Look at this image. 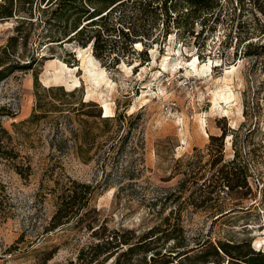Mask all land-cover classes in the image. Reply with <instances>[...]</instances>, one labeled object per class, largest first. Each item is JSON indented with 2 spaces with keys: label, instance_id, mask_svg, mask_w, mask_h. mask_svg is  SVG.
<instances>
[{
  "label": "rangeland",
  "instance_id": "obj_1",
  "mask_svg": "<svg viewBox=\"0 0 264 264\" xmlns=\"http://www.w3.org/2000/svg\"><path fill=\"white\" fill-rule=\"evenodd\" d=\"M222 8L219 17L215 13L206 18L202 32L200 24L193 35L171 30L163 45L142 53V46L135 45L134 52L109 66L102 65L90 47L39 40L40 28L24 24L22 32L31 36L17 51L26 61L34 56L36 63L0 83V125L18 154L16 160L0 158V184L9 201L8 218L0 221V264L75 263L79 250L91 241L88 233L70 224L45 232L57 195L72 180L97 187L91 204L109 229L142 232L157 225L179 204L172 203L174 198L165 201L170 193L179 194L183 176L177 172L193 171L182 200L199 183H210L209 163L220 155L210 137L223 132L222 158L229 161L238 152L248 159L253 196L239 202L224 187L202 208L184 203L183 227L189 237L250 239L251 247L264 250V55L245 54L246 42L235 40L252 37L256 43L259 24L249 12L238 17L236 0H223ZM20 18L0 21V46ZM35 73L40 94L48 87L75 91L73 97L53 96L66 109L81 97L96 104L85 111H100L103 117L106 105V117H115L108 123L81 117L96 139L88 161L73 146L74 140L81 143L75 137L82 128L73 113H63L67 119H62L59 132L52 122L59 113L46 112L50 118L20 125L36 108ZM112 141L118 143L111 149ZM15 164L24 169L29 165L30 175H18Z\"/></svg>",
  "mask_w": 264,
  "mask_h": 264
},
{
  "label": "trees",
  "instance_id": "obj_2",
  "mask_svg": "<svg viewBox=\"0 0 264 264\" xmlns=\"http://www.w3.org/2000/svg\"><path fill=\"white\" fill-rule=\"evenodd\" d=\"M222 1L0 0V21L14 16L21 17L17 19V25L13 34L7 38L6 44L0 46V83L16 72L32 70L36 63L34 56H30L26 61L23 59L24 55L17 51L19 45L27 46L30 39V33L22 32L27 22L33 29L40 28L37 32L39 40L45 39L48 43L59 44L73 43L81 48L90 47L93 56L102 65L109 66L117 65L128 53L134 52L136 44L142 46L141 53L155 44L163 45L171 30L175 31L176 35H193L196 24H200L202 32L206 18L215 13L219 17L224 11ZM236 5L238 17L244 12H249L256 24H259V39L256 43H252V37L240 36L235 39L236 43L246 42L245 54L256 57L264 55V0H236ZM35 13L38 14L37 17ZM33 77L36 108L31 118L20 125L32 123L34 119L50 118V114H43L46 112L59 113V116L52 119L56 131L59 132L64 124L62 119H67L63 113H73L82 126L79 136L75 137L77 140L80 137L81 143L74 140L73 146L81 159L88 161L96 139L93 133L86 129L90 123L81 117H95L103 123L115 121V117H102L100 111L95 115L85 111L87 107L96 104L81 97L75 107L66 109V106L53 96L61 93L62 96L73 97L75 91L65 92L62 87H48L42 88L40 94L37 86L38 75L35 73ZM224 136L223 132L219 137H210L211 143H216L215 151L220 154L219 158H213L209 163L210 183H199L196 190L191 191L189 196L182 200L181 195L191 188L189 179L193 176V171L185 169L177 172L183 176L179 181V194L170 193L165 201L174 198L172 203L179 201V204L170 207L160 223L146 231L138 232L129 228L109 229L105 219L100 218V211L91 204L97 187L72 180L70 185L65 186L57 195L56 210L50 219L49 229L45 232L70 224L73 229L88 233L91 241L79 250L75 263L70 264H264V250L251 247L250 239L212 241L202 235L189 237L182 224L180 205L191 204L195 210L202 208L205 202L214 200V193L224 187L233 193L239 202L253 196L248 183V177L251 176L248 168L250 162L238 152L234 153L231 160H223ZM10 139L9 133L0 125V158L16 160L18 154L11 146ZM117 143L118 141H112L109 147L112 149ZM216 165L219 167L215 169ZM13 166L21 177L30 175L29 165L25 169L21 165ZM202 176L204 173H201L200 177ZM8 206V195L5 187L0 184V221L8 218ZM228 213L230 211L220 212L214 221Z\"/></svg>",
  "mask_w": 264,
  "mask_h": 264
},
{
  "label": "bare ground",
  "instance_id": "obj_3",
  "mask_svg": "<svg viewBox=\"0 0 264 264\" xmlns=\"http://www.w3.org/2000/svg\"><path fill=\"white\" fill-rule=\"evenodd\" d=\"M136 45H139V44H136ZM103 109H104V115H103V117H106V115H107V106L106 105L103 106Z\"/></svg>",
  "mask_w": 264,
  "mask_h": 264
},
{
  "label": "water",
  "instance_id": "obj_4",
  "mask_svg": "<svg viewBox=\"0 0 264 264\" xmlns=\"http://www.w3.org/2000/svg\"><path fill=\"white\" fill-rule=\"evenodd\" d=\"M217 218V217H216Z\"/></svg>",
  "mask_w": 264,
  "mask_h": 264
}]
</instances>
